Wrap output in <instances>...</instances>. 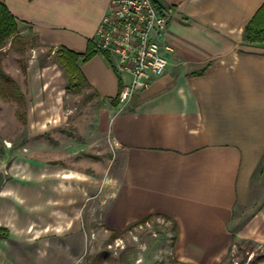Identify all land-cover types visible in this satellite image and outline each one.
I'll return each instance as SVG.
<instances>
[{
	"label": "crops",
	"instance_id": "0c3cea01",
	"mask_svg": "<svg viewBox=\"0 0 264 264\" xmlns=\"http://www.w3.org/2000/svg\"><path fill=\"white\" fill-rule=\"evenodd\" d=\"M110 1L0 0L36 46L84 53L93 43L78 68L106 104L120 153L107 193L83 170L17 154L0 185V264H80L83 208L95 197L110 232L152 217L175 222L172 252L187 264H217L234 240L264 244V196L252 184L264 158V39L244 34L264 0H155L169 14L161 40L172 51L121 109L113 99L128 76L95 47ZM47 70L30 65L27 92L17 82L25 101L43 100Z\"/></svg>",
	"mask_w": 264,
	"mask_h": 264
},
{
	"label": "rangeland",
	"instance_id": "374dc122",
	"mask_svg": "<svg viewBox=\"0 0 264 264\" xmlns=\"http://www.w3.org/2000/svg\"><path fill=\"white\" fill-rule=\"evenodd\" d=\"M34 44L28 43L19 52L10 47L8 40L1 48L0 67L23 91L29 89L30 65L48 67L51 73L48 78L49 75L52 78L47 81L46 94L39 102L31 98L18 106L0 97V167L5 171L17 154L57 160L98 178L102 191L107 193L120 172V153L110 138L106 104L84 81L79 86L67 87V77L54 52ZM58 67L62 72L57 71ZM252 184L255 196L261 199L264 158ZM101 199H89L83 208L88 238L80 264H187L174 258V226L170 220L152 217L111 234L100 218ZM263 252L264 244L234 240L217 264H260L256 257Z\"/></svg>",
	"mask_w": 264,
	"mask_h": 264
},
{
	"label": "built area",
	"instance_id": "2783aa9c",
	"mask_svg": "<svg viewBox=\"0 0 264 264\" xmlns=\"http://www.w3.org/2000/svg\"><path fill=\"white\" fill-rule=\"evenodd\" d=\"M169 19L167 10L155 0H111L95 38V47L115 58L114 69L126 74L118 93L120 109L154 76L162 74L167 65L164 51H172L161 40Z\"/></svg>",
	"mask_w": 264,
	"mask_h": 264
},
{
	"label": "trees",
	"instance_id": "16d2710c",
	"mask_svg": "<svg viewBox=\"0 0 264 264\" xmlns=\"http://www.w3.org/2000/svg\"><path fill=\"white\" fill-rule=\"evenodd\" d=\"M244 34L246 39L250 41L264 39V3L245 26ZM34 37L35 35L33 33L23 35L18 32L14 16L10 13L6 6L0 2V54L1 48L8 40L10 41V47L13 50L23 52L28 43L31 45L35 43ZM94 53L95 51L91 41L88 43V47L84 53H77L64 47L54 51L56 60L67 77V87L72 88L79 86L80 82L84 81L83 76L79 72L78 62L79 60H87ZM199 72L200 71H195V73ZM0 97L5 100H12L18 106H23L25 104V97L19 85L1 67ZM113 101H118V96H116ZM172 224L175 228V222L172 221ZM117 232L119 231H111V234ZM6 235L7 230L0 226V238L5 237ZM256 262L264 264V252L256 257Z\"/></svg>",
	"mask_w": 264,
	"mask_h": 264
},
{
	"label": "water",
	"instance_id": "95a60500",
	"mask_svg": "<svg viewBox=\"0 0 264 264\" xmlns=\"http://www.w3.org/2000/svg\"><path fill=\"white\" fill-rule=\"evenodd\" d=\"M4 167L1 166L0 167V185L2 184L3 180H4Z\"/></svg>",
	"mask_w": 264,
	"mask_h": 264
}]
</instances>
